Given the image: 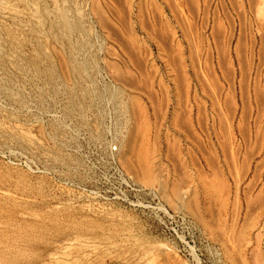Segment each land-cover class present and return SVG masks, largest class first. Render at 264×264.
<instances>
[{
    "label": "rangeland",
    "instance_id": "obj_1",
    "mask_svg": "<svg viewBox=\"0 0 264 264\" xmlns=\"http://www.w3.org/2000/svg\"><path fill=\"white\" fill-rule=\"evenodd\" d=\"M27 1L46 36L0 17V264H264V0H57L63 36ZM73 236L117 247L54 259Z\"/></svg>",
    "mask_w": 264,
    "mask_h": 264
},
{
    "label": "bare ground",
    "instance_id": "obj_2",
    "mask_svg": "<svg viewBox=\"0 0 264 264\" xmlns=\"http://www.w3.org/2000/svg\"><path fill=\"white\" fill-rule=\"evenodd\" d=\"M62 1V0H61ZM64 1V0H63ZM25 3H27V14L29 17L33 18L34 20L37 21V25L38 26H41L40 30L36 33L40 34V35H44L46 36L47 32H45L44 30V23H43V17L41 16V7L39 5V3L35 2H28L27 0H25ZM54 4H55V8H54V11L58 17V20L56 21L57 22V28L56 30L60 33H62V36L63 35H66V33L69 32L68 35H71V33L74 32V30L72 29L73 26L71 25V22L69 21L68 19V13L65 14V16L62 15V12H63V9L60 7V5L58 4V1L57 0H54ZM8 3L5 2V1H1L0 0V17L2 18H5V19H19L20 18V15H25L24 13H20L17 11V7L15 8L14 6L13 7H7ZM16 5V4H15ZM19 5V4H18ZM45 10V9H44ZM77 10V13L80 14L81 13V9H76ZM25 11V10H24ZM51 14V13H50ZM44 15V14H43ZM81 16V15H80ZM21 19V18H20ZM23 21V20H22ZM62 21V23L60 22ZM24 22V21H23ZM28 23V22H27ZM21 24V23H20ZM49 26V25H48ZM53 28V27H52ZM47 30V28H46ZM68 31V32H67ZM50 31H48L49 33ZM50 34V33H49ZM57 34H55V38H57ZM45 38V37H44ZM56 42V41H55ZM79 42V41H78ZM77 42V44H78ZM0 43H1V39H0ZM3 45H0V54L3 52ZM81 49V48H80ZM79 50V49H78ZM82 50V49H81ZM38 53V52H37ZM17 56V55H16ZM6 57L8 59H12L14 57V52H12L10 50V53H8L6 55ZM2 58V57H1ZM61 61V60H60ZM2 65L0 64V68ZM10 66V65H9ZM62 67V66H61ZM35 68V67H34ZM3 69V68H2ZM36 70V69H35ZM1 72V71H0ZM28 72V71H27ZM34 73V72H33ZM68 79V77H67ZM32 80V79H31ZM4 81V82H3ZM6 81V82H5ZM22 81V80H21ZM30 81V80H29ZM69 81V80H67ZM8 82V83H7ZM3 83V84H2ZM22 85V84H21ZM19 84L17 83H14L12 82L11 79H8L6 76L2 75L0 73V105H3L5 104V102L9 100H12L13 105H15L16 103L17 104H21L19 102V96H18V90L19 89ZM36 88V87H35ZM23 90V89H22ZM21 90V91H22ZM24 91V90H23ZM83 92V91H82ZM57 93V92H55ZM76 93V92H74ZM84 93V92H83ZM95 93V91H94ZM65 94V93H64ZM59 95V94H57ZM92 95V94H91ZM64 96V95H63ZM94 96V95H93ZM34 97V96H33ZM32 97V98H33ZM75 97V96H74ZM83 100V99H82ZM30 101V100H29ZM86 101V100H85ZM105 101H107V99H105ZM58 102V101H57ZM83 101H79V106L81 108H84L85 106L84 103H82ZM109 103H111L110 100H108ZM24 104V103H23ZM22 104V105H23ZM59 104V103H58ZM21 105V106H22ZM25 105V104H24ZM24 108H27L26 106H23ZM113 109H107V113L109 114L110 118L112 119V115H113ZM49 115V114H48ZM43 123V121H42ZM8 126V125H7ZM17 126V125H16ZM0 128H2V124L0 123ZM8 129V128H7ZM23 132V131H22ZM42 133V132H41ZM31 136V135H30ZM133 142V141H132ZM132 145V144H130ZM133 148V147H132ZM131 148V149H132ZM130 149V148H129ZM128 149V150H129ZM135 150V149H134ZM7 152V151H6ZM147 163V162H146ZM149 163H147L148 165ZM3 191L0 190V193H2ZM6 193V192H4ZM175 206V205H174ZM175 208V207H174ZM35 219V218H34ZM107 242V240H106ZM111 242V241H110ZM115 243V242H113ZM108 245L105 244V241H101V240H98L97 238H89V239H85V240H82L80 239L79 237L77 236H73V237H70L68 238L67 240H64L63 242H61V244L59 245V249H58V252L54 253L52 255V257L54 259H58V258H61V257H66V256H75L76 254H84L85 256H90L91 254H94L101 251V250H104V249H107V248H111V246H113V248H116L117 245L115 244H112V243H108ZM125 245V244H124ZM129 247V246H128ZM113 251V249H112ZM108 252V251H107ZM75 254V255H74ZM86 258V257H84Z\"/></svg>",
    "mask_w": 264,
    "mask_h": 264
}]
</instances>
